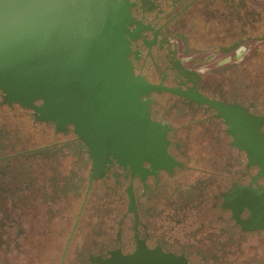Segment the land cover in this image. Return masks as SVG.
Here are the masks:
<instances>
[{"label":"flooded vegetation","instance_id":"1","mask_svg":"<svg viewBox=\"0 0 264 264\" xmlns=\"http://www.w3.org/2000/svg\"><path fill=\"white\" fill-rule=\"evenodd\" d=\"M130 1L168 159L94 160L0 94V264H264V0Z\"/></svg>","mask_w":264,"mask_h":264},{"label":"water","instance_id":"2","mask_svg":"<svg viewBox=\"0 0 264 264\" xmlns=\"http://www.w3.org/2000/svg\"><path fill=\"white\" fill-rule=\"evenodd\" d=\"M130 0H0L2 102L72 132L92 159L138 165L168 159L166 126L151 120L153 93L135 73L142 26ZM188 97L186 93L182 94ZM264 225V204L258 209Z\"/></svg>","mask_w":264,"mask_h":264}]
</instances>
